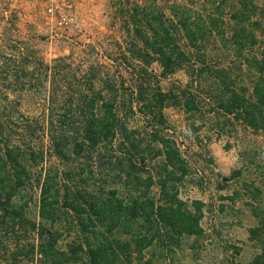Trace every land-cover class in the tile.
Returning <instances> with one entry per match:
<instances>
[{
  "label": "rangeland",
  "instance_id": "1",
  "mask_svg": "<svg viewBox=\"0 0 264 264\" xmlns=\"http://www.w3.org/2000/svg\"><path fill=\"white\" fill-rule=\"evenodd\" d=\"M263 60L264 0H0V150L25 151L5 172L24 186L0 195V264H52L34 224L82 264L68 254L82 220L108 228L113 264H264ZM85 82L124 123L58 157L48 116L82 135Z\"/></svg>",
  "mask_w": 264,
  "mask_h": 264
},
{
  "label": "trees",
  "instance_id": "2",
  "mask_svg": "<svg viewBox=\"0 0 264 264\" xmlns=\"http://www.w3.org/2000/svg\"><path fill=\"white\" fill-rule=\"evenodd\" d=\"M184 27H185V24H184ZM191 41L194 43L196 41V37H192ZM176 63H177L176 65H181L182 62H179L178 60H176ZM261 64L264 65V60L261 62ZM161 65L170 66L169 59H167L166 57H162ZM172 66H175V64H173ZM85 83L86 85H89V82H85ZM93 88L94 87L92 84V86L90 85L86 86L85 90L83 91L74 92L75 97H76L75 98L76 103H73L75 106L74 114L76 117H78V120H79L80 115L81 114L83 115V118H84L83 121H85L86 123L85 126L87 128L83 132L82 135H79L80 132H77V130H75L74 126H76L75 124H77L78 122L76 119H71L69 117L68 121H66L65 117L61 119L60 118L61 116H59L58 118H55L56 120H54V114L52 113L49 114L48 120L46 122L47 125L45 126V131L49 134L51 147L53 149L54 154L57 155L58 157L63 158L64 150H66V148L68 147H73V149L81 148L82 145H84L85 143L89 144V146H96L99 143L100 138H103V139L113 138L114 140L116 138L117 130L122 128V124L124 123V120L121 119L120 112L116 113V111L114 110L115 108L112 109L114 102L110 104L107 102H102V96H100L101 98H99V94L92 92ZM255 93H256V90H255ZM75 99H73L72 101H74ZM98 100L102 102L101 106L99 107L110 110L111 114L105 116L104 114H101V112H99ZM49 103L50 104L48 105V108L51 112V110L53 111L52 99L49 100ZM76 111H79L78 115ZM55 124H57L58 126L60 125V127H62V131H57V129L54 128ZM48 127H50L49 130H48ZM66 127H69V128L66 129ZM42 128L44 129V127ZM128 134H131V133H125V135L121 134L122 138L125 141H128L131 138V135H128ZM14 151H15L16 158L11 157L10 151L6 149L2 151L0 150V195L4 197L3 201H7L15 197L19 193V188L24 186V182L20 181V175L16 174L15 178H13V176L11 178V176H7V174L5 173L6 169H8V166L10 163H12L13 159L15 160L13 164V168H15L16 171L23 173L22 165H20V162H21L23 155L25 154V151H23L19 147L14 148ZM184 169L187 170L186 168ZM47 182H48V178L45 176L43 183L47 185ZM10 189L12 190L14 189V190L10 191ZM45 191L47 190H45L43 186V188H41L42 198L40 202L42 211L39 213V216L42 219H46L48 217L47 215L51 214L49 211V208L55 206L54 204L51 205L50 203H48L49 196L47 195ZM17 197L20 200V197L19 196ZM136 200L137 198L136 199L131 198L132 205H135V206L137 205ZM87 204L89 205V208L91 209L92 205L89 203ZM109 204L113 206V203H109ZM120 204H122V202L118 203L119 207L121 206ZM105 210L111 212L113 208L111 209L105 208ZM116 211L118 213V210ZM105 213H108V212H103L101 214H105ZM11 214H13L16 219H20V218H23L24 212L22 211V208H14ZM158 214H161V212H159ZM110 220H112L111 217H110ZM87 222H89L91 226L95 227L93 220L89 219ZM79 227L81 228L80 233H81V239L83 240V242L81 244L79 242H72L69 245L68 254L71 257H75L74 260L80 261L82 262V264H113L110 260H108V257H110V255H106V254L108 252L112 254L114 251H119L118 247L120 246L117 245V248H115V244L113 245L112 243H109V239L107 237L109 236L108 232L110 231L108 230V228H106L104 231L96 230V229L91 230V229H88V227L83 223V220H82V223L79 224ZM32 231L34 233H37L36 235L38 237L37 241L35 240L36 241L35 243H37V247L39 248V251H37V255L39 257L44 256V258H47V259L48 257L51 258L52 264H61L62 259H64L62 258L63 252L59 250L57 251L55 249V246L57 244V233L58 232L54 230L43 229L42 226L40 225L37 226V224L36 225L34 224L32 226ZM97 236L100 237V239L104 240L105 242H103V245L101 246L92 248V245L95 243V241H98ZM80 254L84 256L82 260H81L82 256H80ZM45 255H48V257ZM105 257L107 258V261L103 260ZM59 260L61 261L59 262Z\"/></svg>",
  "mask_w": 264,
  "mask_h": 264
},
{
  "label": "built area",
  "instance_id": "3",
  "mask_svg": "<svg viewBox=\"0 0 264 264\" xmlns=\"http://www.w3.org/2000/svg\"><path fill=\"white\" fill-rule=\"evenodd\" d=\"M49 1V0H48Z\"/></svg>",
  "mask_w": 264,
  "mask_h": 264
}]
</instances>
